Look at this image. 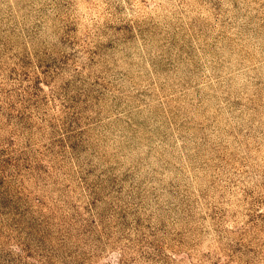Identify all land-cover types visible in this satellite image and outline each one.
Here are the masks:
<instances>
[{
	"label": "rangeland",
	"instance_id": "rangeland-1",
	"mask_svg": "<svg viewBox=\"0 0 264 264\" xmlns=\"http://www.w3.org/2000/svg\"><path fill=\"white\" fill-rule=\"evenodd\" d=\"M0 264H264V0H0Z\"/></svg>",
	"mask_w": 264,
	"mask_h": 264
}]
</instances>
